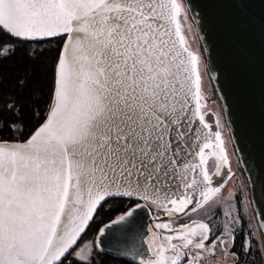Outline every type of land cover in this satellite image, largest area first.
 I'll return each instance as SVG.
<instances>
[{
	"label": "snow or ice",
	"instance_id": "6c2138e0",
	"mask_svg": "<svg viewBox=\"0 0 264 264\" xmlns=\"http://www.w3.org/2000/svg\"><path fill=\"white\" fill-rule=\"evenodd\" d=\"M215 7L236 62L258 76L264 163V0ZM205 23L191 0H0V60L21 50L43 77L0 79V264H92L80 237L105 205L118 214L96 247L108 239L129 264L264 258V212L255 231L245 227L233 190L223 191L231 156L250 185L253 168ZM193 31L204 42L195 50ZM201 66L216 82L214 114L203 110ZM210 205L223 206L222 219L173 223Z\"/></svg>",
	"mask_w": 264,
	"mask_h": 264
},
{
	"label": "water",
	"instance_id": "95a60500",
	"mask_svg": "<svg viewBox=\"0 0 264 264\" xmlns=\"http://www.w3.org/2000/svg\"><path fill=\"white\" fill-rule=\"evenodd\" d=\"M197 6V10L205 13L206 23L204 31L207 35L208 44L212 48V60L222 69V75L219 87L222 88L228 96L232 107L233 117L237 122V132L243 128L249 134V146L245 159H249L248 167H252L251 179L254 185L248 184V173L243 172L244 180L248 189L249 199L254 200L251 203L256 221L259 219V213L264 212V163L261 161L260 145V121H259V80L258 76L253 77L245 69H242L235 60L231 47L225 39L223 30L218 24L220 10L215 7L216 0H191ZM200 41V45L204 42ZM213 81V80H212ZM214 87L216 82L213 81ZM218 95V93H217ZM255 161L254 165L252 161ZM245 165H241L244 168ZM218 179V178H217ZM229 177H225L227 181ZM221 183H224L221 181ZM143 216V213H141ZM146 220L147 217H144ZM98 235V232L96 236ZM95 236V238H96ZM111 242L104 240L103 248L108 251ZM96 246V239H95ZM101 251L100 248H97Z\"/></svg>",
	"mask_w": 264,
	"mask_h": 264
},
{
	"label": "rangeland",
	"instance_id": "374dc122",
	"mask_svg": "<svg viewBox=\"0 0 264 264\" xmlns=\"http://www.w3.org/2000/svg\"><path fill=\"white\" fill-rule=\"evenodd\" d=\"M186 36H187L189 43H190V46L193 50L197 49L200 46V42L196 37L195 31H193L192 33H186ZM201 73L203 76L204 92H205V95L208 97V102L205 104L203 110L204 111H212V112L216 113L217 104H216V98L214 97V94H213L212 81L209 79V76L204 73L203 66H201ZM228 151H229V155L231 156V148H229ZM231 167H232L233 171L235 172V176L231 177V179H229L226 182L223 191L225 193H227L229 189L233 190L235 200L240 205V213H241V217L244 219L245 227H248L249 223H251L253 230L255 231L256 218H255L254 211L252 209V206H251V203L249 200V195H248V191H247V187L245 184L243 174L237 168V162H236L235 156H231ZM208 169L210 172H212L215 169V158L214 157H209ZM107 207L108 206H106L105 209H107ZM222 207L223 206L221 205L220 208L213 210L211 205H210L208 208L201 209L195 214H200L204 218H206L207 215H213L214 212H218V213H220V215L223 218ZM108 214H107L108 216L106 219L114 218V216L117 215L118 213L113 212V213H108ZM106 221L107 220H105V222ZM173 223L176 224V220L173 221ZM86 241L89 242L90 246L94 248V259L92 262L97 261V259H99L98 256L100 254H105L103 252H99L96 249V247H95V235H92V234L85 235L83 238H81L80 245L84 244ZM80 245H77V247H79ZM85 252H87V248H85ZM256 256H257L256 257L257 263L258 264H264V258H262L259 253H257Z\"/></svg>",
	"mask_w": 264,
	"mask_h": 264
},
{
	"label": "trees",
	"instance_id": "16d2710c",
	"mask_svg": "<svg viewBox=\"0 0 264 264\" xmlns=\"http://www.w3.org/2000/svg\"><path fill=\"white\" fill-rule=\"evenodd\" d=\"M20 51L21 50H17L16 56H12L9 59H5V60H0V79H3L4 84L6 86H11L12 83L18 78H24L28 76L29 72L32 73L30 77L32 85L38 84L39 81L43 79L42 76L40 75L39 62H33L29 60L26 56H21ZM28 114H29L28 108L27 106H25L24 115L27 116ZM110 203L115 206L116 204L122 202L111 201ZM106 206L108 205H105L104 209H101V211L97 214L95 222H93V224L87 229L85 235L88 234L95 235L98 228L102 225V222L104 223L105 220H108L106 218L109 214L105 213ZM213 215L222 219V216L218 212H214ZM238 242H239V238H238ZM256 257L257 256H255V264H258L256 261ZM98 258L99 259H97V261L95 262H92V264H129L128 260L123 259L118 255H112L109 253L100 254Z\"/></svg>",
	"mask_w": 264,
	"mask_h": 264
},
{
	"label": "flooded vegetation",
	"instance_id": "af4514ba",
	"mask_svg": "<svg viewBox=\"0 0 264 264\" xmlns=\"http://www.w3.org/2000/svg\"><path fill=\"white\" fill-rule=\"evenodd\" d=\"M202 218H204V217L202 215H200V214H193V215L190 214V216H188V217H182L179 220H176V223L177 224H179V223H185V222H188L189 219H202Z\"/></svg>",
	"mask_w": 264,
	"mask_h": 264
},
{
	"label": "bare ground",
	"instance_id": "6f19581e",
	"mask_svg": "<svg viewBox=\"0 0 264 264\" xmlns=\"http://www.w3.org/2000/svg\"><path fill=\"white\" fill-rule=\"evenodd\" d=\"M211 81H212V80H211ZM212 84H213V83H212ZM212 87L214 88V85H212ZM216 95H217V94L214 95L215 98H216ZM240 167H241V166H240ZM242 174H243V173H242Z\"/></svg>",
	"mask_w": 264,
	"mask_h": 264
}]
</instances>
